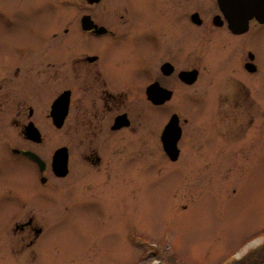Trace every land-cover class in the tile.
Wrapping results in <instances>:
<instances>
[{
  "label": "rangeland",
  "instance_id": "obj_1",
  "mask_svg": "<svg viewBox=\"0 0 264 264\" xmlns=\"http://www.w3.org/2000/svg\"><path fill=\"white\" fill-rule=\"evenodd\" d=\"M62 2L61 9L53 0H0V66L19 54L21 46L36 47L33 54H46L61 40L84 48V37L78 33L58 40L53 36L60 26L78 20L79 9L72 0ZM105 2L119 9L122 0H102L99 14ZM191 3V12L200 9L208 25L190 22L188 30L179 34L175 24L172 39L186 45L188 54H168L164 41L153 42L146 34L153 29L147 23L133 26L135 36L122 47V54L138 57L140 66L174 57L180 68H201L190 85L171 80L174 92L162 108L151 105L143 89L145 119L138 133V146H143L138 169L126 167L124 185L118 184L117 176L108 184L97 180L77 185L70 174L46 183L38 180L36 190L32 179L25 181L18 171L6 169L3 175L11 178L14 192L33 196L43 190L47 198L31 203L43 233L26 250L17 238L11 254L0 247V264H231L243 262L257 248L264 255V27L230 40L219 34L223 29L213 27L212 16L219 12L216 0ZM8 15L13 27L6 26ZM238 46L257 54L258 82L244 69L247 54L236 51ZM52 53L67 52L57 47ZM141 73L138 70V76ZM248 86L254 89V102ZM173 112L180 115L184 130L177 161L166 158L160 139ZM241 115H254L253 125L245 131L237 122ZM221 131L236 134V140L221 138ZM195 140H201V149ZM34 146L50 160L54 151L50 143ZM80 164L73 161L76 168ZM10 222L0 205V228ZM248 264H255V259Z\"/></svg>",
  "mask_w": 264,
  "mask_h": 264
},
{
  "label": "flooded vegetation",
  "instance_id": "obj_2",
  "mask_svg": "<svg viewBox=\"0 0 264 264\" xmlns=\"http://www.w3.org/2000/svg\"><path fill=\"white\" fill-rule=\"evenodd\" d=\"M53 1L62 9V0ZM101 1L72 0L71 4L79 9L76 14L78 20H71L69 25L63 29L60 26L53 33L56 40L70 33H78L84 37V48H78L73 41L63 43L61 40L54 45L53 50L63 47L66 54H55L53 50L46 54H33L31 51L36 47L21 46L17 51L19 54H12L7 65L0 66V205L11 221L9 226L0 228V247L7 254L14 249L16 238L21 249L26 250L43 233V228L38 224L39 215L31 203L45 201L47 194L43 190L33 196L24 191L14 192L10 185L11 178L3 175L6 169L18 171L25 181L31 182L32 179L35 190L38 180L46 183L51 177L65 179L70 174L75 176L77 185L91 184L97 180L108 184L116 178L119 185H124L126 167L138 169V153L143 148L138 146L141 141L138 133L145 119L141 107L143 89L151 105L162 108L174 92L171 80L176 78L190 85L200 76L201 68L193 65L180 68L174 57L160 58L153 64L140 66L138 57L122 54L125 40L135 36L133 26H146V23L153 26L152 30L145 31L146 34L151 36L153 42L164 41L162 46L168 54H188L186 45L180 46L176 44L177 40L172 39L175 36V24L179 34L188 30L190 22L198 26L208 25L206 15L200 9L191 12V0H138L137 5H134L135 0H122L119 9L115 3L105 2L102 3L104 12L99 14L97 5ZM216 1L219 12L212 16L213 27L223 29L219 34L225 33L230 40L264 27V22L252 18L246 29H232ZM5 23L7 27L14 26L11 16L6 18ZM62 30L64 34H61ZM207 46L205 44V50ZM105 50L117 54L107 57L108 54H103ZM238 50L240 54H247L243 67L254 77V82H258L260 69L257 54L252 50H243L242 46L236 47ZM138 70L142 72L141 76H138ZM191 70H196L197 76L193 82H188L181 74ZM151 85L157 92L159 89L172 91L171 97L161 102L150 99L147 88ZM248 87L247 90H251L248 92L249 98L254 102V89ZM39 111L42 113L40 120ZM173 114L178 113L173 112L168 121ZM178 116L182 134L177 142L179 156L173 161L179 160L182 154L180 141L184 137L181 117ZM236 118L244 131L254 123V115ZM57 121H61V124L58 125ZM34 127L39 131V140L31 134V128ZM153 130L150 128V131ZM228 134L219 132L221 138L229 139L230 142L236 140V134ZM160 139L164 155L171 159L164 147L162 132ZM194 142L198 143L199 149L203 147L201 140L200 143ZM47 143L54 150L50 160L45 151L34 146ZM55 145L58 146L53 148ZM61 147H66L68 153V171L65 175L56 174L52 165L54 152ZM144 150L149 148L144 147ZM28 151L40 156L44 162L42 168L26 154ZM73 161L81 162L80 166L76 168ZM261 245L264 253V242ZM259 251L260 248L249 251L250 255L243 262L231 264H248L253 258L255 264H264V255H260Z\"/></svg>",
  "mask_w": 264,
  "mask_h": 264
},
{
  "label": "water",
  "instance_id": "obj_3",
  "mask_svg": "<svg viewBox=\"0 0 264 264\" xmlns=\"http://www.w3.org/2000/svg\"><path fill=\"white\" fill-rule=\"evenodd\" d=\"M99 1V0H91ZM220 7L231 22V27L234 29L244 30L247 28V24L250 18H257L258 20L264 22V0H218ZM90 18V17H89ZM219 16L216 17L218 19ZM219 22V21H218ZM220 23V22H219ZM182 77L188 81L193 82L196 79L197 71H185L181 74ZM147 93L150 99L156 101H163L167 98H170L172 91L159 89L158 92L154 89V86L151 85L147 88ZM158 95V98L156 96ZM59 108V107H58ZM55 108L54 110H56ZM57 124L60 125L61 121H57ZM32 135L34 139L39 140V131L36 127L31 128ZM182 134V128L179 124V116L174 114L168 124L165 126L162 133V140L164 147L168 154L173 160H176L179 156L180 149L178 148L177 142ZM32 157L37 160H40V157L30 151ZM53 168L58 175H65L68 171V153L66 147H62L56 150L53 157ZM41 229L38 231L40 232Z\"/></svg>",
  "mask_w": 264,
  "mask_h": 264
}]
</instances>
